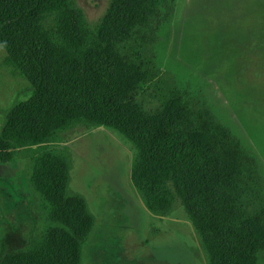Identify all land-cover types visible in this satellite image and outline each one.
Segmentation results:
<instances>
[{
	"label": "rangeland",
	"instance_id": "374dc122",
	"mask_svg": "<svg viewBox=\"0 0 264 264\" xmlns=\"http://www.w3.org/2000/svg\"><path fill=\"white\" fill-rule=\"evenodd\" d=\"M110 2L72 0L82 24L77 48L108 76L133 124L171 109L191 132L227 128L235 144L229 150L242 149L256 165L259 199L251 209L264 230V0H134L136 16L125 27L109 23ZM38 26L48 40L26 23L16 31L46 56L51 72L50 53L66 39L54 19ZM32 73L21 48L0 42V127L4 110L30 97ZM50 147L66 157L68 190L95 218L81 264H206L177 198L163 215L146 207L131 180L134 146L120 131L80 122L40 148ZM38 149L19 148L0 161V242L7 234L42 235L50 226L48 206L30 182ZM257 264H264V249Z\"/></svg>",
	"mask_w": 264,
	"mask_h": 264
},
{
	"label": "trees",
	"instance_id": "16d2710c",
	"mask_svg": "<svg viewBox=\"0 0 264 264\" xmlns=\"http://www.w3.org/2000/svg\"><path fill=\"white\" fill-rule=\"evenodd\" d=\"M133 1L111 0L109 23L129 25L136 16ZM71 3L0 0V42L21 48L33 72L28 100L3 112L0 161L11 160L19 148H39L31 155L30 182L45 200L50 221L42 235L25 240L4 236L0 264H81L94 215L82 196L68 190L66 157L51 147L40 148L80 122L111 126L132 142L131 180L146 207L163 215L177 198L197 232L206 264H257L264 230L251 209L259 199L254 161L238 147L229 150L235 146L233 138L218 123L194 133L179 120V112L166 109L151 122L133 124V116L117 104L108 76L90 54L77 48L81 16ZM50 19L58 23L66 42L58 53L50 50L54 60L48 72L46 56L16 27L31 25L48 40L38 25Z\"/></svg>",
	"mask_w": 264,
	"mask_h": 264
}]
</instances>
